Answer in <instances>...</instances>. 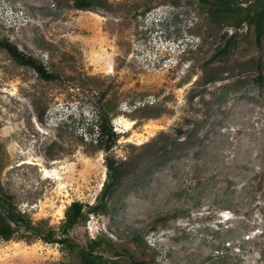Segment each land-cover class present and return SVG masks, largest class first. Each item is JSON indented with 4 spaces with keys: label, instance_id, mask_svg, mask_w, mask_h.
Segmentation results:
<instances>
[{
    "label": "rangeland",
    "instance_id": "rangeland-1",
    "mask_svg": "<svg viewBox=\"0 0 264 264\" xmlns=\"http://www.w3.org/2000/svg\"><path fill=\"white\" fill-rule=\"evenodd\" d=\"M99 1L0 0V39L58 77L0 48L4 192L42 227L58 228L73 201L95 207L70 236L99 238V253L123 264H264V38L243 25L227 62L204 71L233 28L210 23L197 0ZM102 109L109 149L91 129ZM107 158L124 175L99 200ZM28 239L1 240L0 264H78Z\"/></svg>",
    "mask_w": 264,
    "mask_h": 264
},
{
    "label": "trees",
    "instance_id": "trees-1",
    "mask_svg": "<svg viewBox=\"0 0 264 264\" xmlns=\"http://www.w3.org/2000/svg\"><path fill=\"white\" fill-rule=\"evenodd\" d=\"M74 8L80 10H90L92 7L99 5V0H73ZM198 9H203L206 19L215 24L218 28L229 26L233 31L228 33L225 29L220 37L222 43L217 45L212 55L208 58L203 68L206 71L211 62L215 59L219 63H226L231 53L234 51L238 30L246 25L252 29L256 42L260 43L264 38V0H197ZM151 7L147 6L145 11ZM0 48H3L17 63L31 67L40 78L46 81L57 79V75L46 70L45 66L35 58L24 54L16 45L7 39H0ZM261 64L258 63V77L263 79ZM101 97H105L102 94ZM94 123L91 129L95 128L97 132L96 142H102L104 139L106 149L114 143L115 133L112 130L106 112L102 109L94 112ZM178 133H182L178 130ZM108 169V181L104 182L99 195V200L111 193L120 183L124 175L123 165L116 163L112 159L106 160ZM80 201H73L64 212V219L58 226L42 227L40 224H34L30 217L24 212L19 211L9 194L5 193L0 185V241L12 240L15 237L29 238L28 240L39 239L45 243L60 244L63 249L70 253L77 254L78 264H123L117 259L105 258L99 249L101 241L99 238L88 239L85 245L80 246L70 236V231L79 223L84 222L89 210L96 209L88 207ZM118 255V254H115ZM127 264H147L144 261L129 262Z\"/></svg>",
    "mask_w": 264,
    "mask_h": 264
},
{
    "label": "bare ground",
    "instance_id": "bare-ground-1",
    "mask_svg": "<svg viewBox=\"0 0 264 264\" xmlns=\"http://www.w3.org/2000/svg\"><path fill=\"white\" fill-rule=\"evenodd\" d=\"M40 166H43V165L41 164ZM43 171H44V176H45L46 178H49V177H52V176H53L54 178H56L57 172H56L55 169H53V170H48V169H46V168H43Z\"/></svg>",
    "mask_w": 264,
    "mask_h": 264
},
{
    "label": "built area",
    "instance_id": "built-area-1",
    "mask_svg": "<svg viewBox=\"0 0 264 264\" xmlns=\"http://www.w3.org/2000/svg\"><path fill=\"white\" fill-rule=\"evenodd\" d=\"M154 97L153 96H147L145 102L148 103V104H153L154 103ZM136 106H140V103L139 102H136V104L134 105V107Z\"/></svg>",
    "mask_w": 264,
    "mask_h": 264
}]
</instances>
